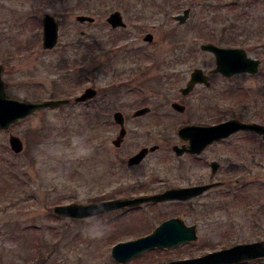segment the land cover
I'll return each instance as SVG.
<instances>
[{
  "label": "rangeland",
  "instance_id": "1",
  "mask_svg": "<svg viewBox=\"0 0 264 264\" xmlns=\"http://www.w3.org/2000/svg\"><path fill=\"white\" fill-rule=\"evenodd\" d=\"M187 7V18L178 22L174 15ZM115 9L125 27L106 21ZM46 12L59 22L52 48L42 46ZM78 13L95 19L77 20ZM147 32L152 40L143 38ZM204 41L243 46L261 62L255 74H211L210 85L196 90V115L219 121L246 111L249 118L243 119L264 123V0H0V63L7 94L71 98L37 109L9 129L0 128V264H167L264 238V143L252 133L231 139L246 141L261 168L254 167L243 184L211 189L193 206L172 201L104 212L106 234L101 239L84 235L85 218L53 211L57 203L89 202L138 188L131 186L135 171L117 158L119 149L112 143L119 127L113 111L124 113L125 127L173 124L178 117L171 97L160 87L181 85L195 63L205 70L215 65L214 54L199 47ZM168 61L177 63L166 67ZM171 69L176 72L167 78L165 70ZM160 74L165 77L155 83ZM87 85L96 87L97 94L76 101L74 95ZM143 104L150 111L133 116ZM9 132L22 138V151L11 150ZM133 146L127 143L119 153ZM215 147L202 157L240 156L247 149L229 143ZM81 149L89 154L79 155ZM164 157L154 153L144 173L160 176L171 160ZM172 215L195 223L198 237L175 247L148 249L125 263L112 258L115 242L149 233ZM245 264H264V257Z\"/></svg>",
  "mask_w": 264,
  "mask_h": 264
},
{
  "label": "water",
  "instance_id": "2",
  "mask_svg": "<svg viewBox=\"0 0 264 264\" xmlns=\"http://www.w3.org/2000/svg\"><path fill=\"white\" fill-rule=\"evenodd\" d=\"M189 8H185L183 13L176 14L179 22H183L188 16ZM75 18L80 21H93L94 16L85 13L76 14ZM106 20L113 26H125L122 13L115 9L111 11ZM42 45L45 48L53 47L58 41L59 24L56 17L51 13H44L42 17ZM152 33L145 34L144 39L152 40ZM200 48L208 50L215 55V66L213 71H218L224 75H232L236 72L258 71L260 59L249 55L244 47L241 46H224L213 42H202ZM3 65L0 63V127L7 129L11 124L16 123L20 119L31 114L34 110L41 107H56L60 104L68 102V98H45L39 100H24L16 97H10L6 93L7 83L2 78ZM205 82L209 83L206 74L201 67H196L191 72L189 83ZM191 85L184 88L187 92ZM97 90L93 86H87L75 97L76 100H85L95 96ZM172 105L175 108H182L179 102L174 101ZM148 106H143L133 112V116L143 114L149 111ZM114 120L124 125V115L122 111L116 110L113 113ZM183 127H196V141L191 144V150L196 152L202 149L210 142L229 136L232 132L239 129H252L262 134L264 140V123L257 121H246L237 117H231L213 124H189ZM122 133L124 130L122 129ZM121 139L115 141L116 144ZM8 141L10 148L14 152H20L23 149L22 138L13 132L9 133ZM145 153V149L129 158V163L137 161ZM215 162H213L214 164ZM219 184L213 182L196 186V188H177L170 191H164L155 194H142L132 198L119 197L98 201L87 202L90 206L102 204L104 212L119 208L124 205H136L144 201L153 200L160 201L169 198L186 199L193 195L200 194L206 188ZM53 211L62 217L86 218L93 212V207L83 206L82 202L72 201L68 203H60L53 206ZM198 237L197 227L195 224H186L184 219L179 216H172L164 219L154 229L144 235L115 242L111 247V256L117 262L124 263L132 257L155 247L167 248L183 244L185 242L195 240ZM264 256V239H258L250 242L235 243L228 247L217 250L208 251L204 254L178 258L168 261V264H244L249 260H253Z\"/></svg>",
  "mask_w": 264,
  "mask_h": 264
},
{
  "label": "flooded vegetation",
  "instance_id": "3",
  "mask_svg": "<svg viewBox=\"0 0 264 264\" xmlns=\"http://www.w3.org/2000/svg\"><path fill=\"white\" fill-rule=\"evenodd\" d=\"M166 63H168L167 65H165L166 67H173L177 62L168 61ZM196 67L197 66L195 63L193 68L185 73L186 77L181 85L168 86L166 87V89L160 87V91L165 97L167 98L171 97V101L169 102V104L173 112H175V114L178 117V119L173 124H170L169 127H115L116 134L115 137L112 138V143L115 145V148L119 149L120 151V148H122L124 145H127V143H129L130 145L134 144L133 149H131L127 153H119L118 151L117 158L125 162L126 167L128 169L135 171L134 179L136 180V183H132L131 186L138 188L136 190H132V188L129 187L128 192L102 199L119 198V197L132 198L137 195L161 193L164 191H170L171 189L174 190L177 188H196V186H201L215 181H219L221 182V184L210 186L209 188L205 189L202 193L198 194L197 196L195 194L194 196L189 197L187 199L169 198L163 201H144L136 205H124L114 210L140 209L144 205L146 206L149 204L166 203L172 201H182V202H186L188 205L193 206L194 200H196L197 197L206 194L211 189L229 184H237V183L243 184L250 177L249 174L254 169V167L261 168L259 159L256 160V156H254L255 152L248 151L246 141L241 140L238 143L239 144L238 145L237 140L234 141L233 139H231L236 135L252 133L262 141V135L254 130L240 129L233 132L227 137L220 138L219 140H214L208 143L202 149L201 152H196V150H191L192 142L194 140L196 141V127H183V126L189 124H193V125L211 124L217 122L211 120L210 118L202 119L201 116H197L199 114L196 115V111H197L196 90H198L200 86L210 85L211 74H219L221 77H225V78H230L234 75L233 74L231 76H227L221 72L213 71L212 69L214 66L208 70H205L203 66H200L203 68L206 74V78L209 80V83H203V82L189 83L191 72ZM165 72H169L166 75L167 78H173L172 74H174L176 71L174 69H171V70H165ZM181 73L183 72L181 71ZM242 73H247V72H242ZM163 77H165L163 74L155 76L154 77L155 83L158 84L161 83V79ZM189 85H191V88L187 92H184V88H186ZM78 94L74 95V98ZM65 97H67L69 99L68 101H70L71 98L69 96H65ZM85 100H81V101H85ZM174 101L179 102L180 105H182V108L178 109L173 107L172 103ZM143 106H148L151 109L149 105L143 104L136 107L133 110V112L136 109ZM140 115H136V116H140ZM122 129L124 130L123 133L121 132ZM154 137H156L157 140H155ZM118 139L121 140L118 144H116L115 141ZM218 143H229L232 146L236 147L237 145V147L247 148V149L242 150L241 151L242 154H240V156L233 155L231 153L229 154L225 153V155L223 157L221 156L220 158H217V156H213L211 158L202 157V155L206 151H208L212 147L214 148ZM143 149H145V153H143V155L137 161L135 160L134 162L129 163V158L139 153ZM157 152H160L162 156L171 158V160L168 161V164L165 166L160 176L157 177L155 175L149 176L147 172L146 173L144 172L146 167L150 163L153 154ZM214 161L215 163L213 164ZM204 174H206L207 176L205 177ZM142 175H144L145 178H142ZM178 175L180 176L179 178ZM172 216H177V215H172ZM188 256H192V255L182 256L178 258H183Z\"/></svg>",
  "mask_w": 264,
  "mask_h": 264
},
{
  "label": "clouds",
  "instance_id": "4",
  "mask_svg": "<svg viewBox=\"0 0 264 264\" xmlns=\"http://www.w3.org/2000/svg\"><path fill=\"white\" fill-rule=\"evenodd\" d=\"M79 155H88L89 150L81 149ZM83 206L93 207V212L85 218L86 227L84 228V235L90 239H101L106 234V226L103 221L104 209L102 204L90 206L86 201H82Z\"/></svg>",
  "mask_w": 264,
  "mask_h": 264
},
{
  "label": "trees",
  "instance_id": "5",
  "mask_svg": "<svg viewBox=\"0 0 264 264\" xmlns=\"http://www.w3.org/2000/svg\"><path fill=\"white\" fill-rule=\"evenodd\" d=\"M248 115V112H246V111H244V112H241L240 114H239V117H241V118H249V117H244V116H247Z\"/></svg>",
  "mask_w": 264,
  "mask_h": 264
}]
</instances>
